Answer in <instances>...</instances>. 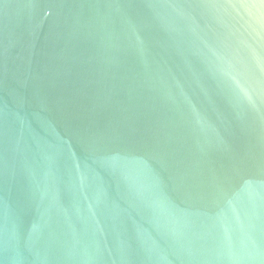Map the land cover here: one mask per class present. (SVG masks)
Masks as SVG:
<instances>
[{
	"label": "water",
	"instance_id": "1",
	"mask_svg": "<svg viewBox=\"0 0 264 264\" xmlns=\"http://www.w3.org/2000/svg\"><path fill=\"white\" fill-rule=\"evenodd\" d=\"M0 264H264V0H0Z\"/></svg>",
	"mask_w": 264,
	"mask_h": 264
}]
</instances>
